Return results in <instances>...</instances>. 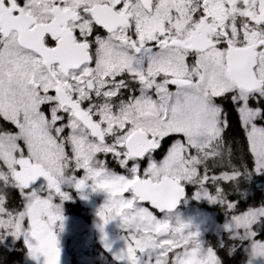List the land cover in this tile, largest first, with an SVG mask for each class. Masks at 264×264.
<instances>
[{
  "label": "snow or ice",
  "instance_id": "snow-or-ice-1",
  "mask_svg": "<svg viewBox=\"0 0 264 264\" xmlns=\"http://www.w3.org/2000/svg\"><path fill=\"white\" fill-rule=\"evenodd\" d=\"M226 96L264 170V0H0V187L25 193L20 210L0 196V234L60 264L53 200L70 198L62 184L90 181L108 194L101 230L119 219L129 234L118 260L152 251L154 264H220L171 213L189 184L234 210L225 185L237 167L209 174L231 155L217 103ZM39 178L45 196L31 189ZM232 221L264 257L254 229L264 208Z\"/></svg>",
  "mask_w": 264,
  "mask_h": 264
},
{
  "label": "rangeland",
  "instance_id": "rangeland-1",
  "mask_svg": "<svg viewBox=\"0 0 264 264\" xmlns=\"http://www.w3.org/2000/svg\"><path fill=\"white\" fill-rule=\"evenodd\" d=\"M218 104L222 106L221 119L224 122L222 143L225 144L224 133L228 129V124L225 123L224 119V116H226L224 111L226 110L223 108V103ZM238 116L240 119L239 112ZM240 123L242 129L244 130V136L247 140V133L241 119ZM160 159H163V157ZM254 170L256 175H260L264 178V170L256 171L255 166ZM76 172L79 173L78 179L83 178L85 175L84 170H78ZM120 174L123 173L120 172ZM187 186L193 187L194 185L189 184ZM85 187L88 188L84 190L82 189V192H79V190H76L71 184L64 183L61 185V188L70 196V198L62 200L59 197H56L53 200V203L59 207L62 215V220L57 221L55 225L58 247L60 249V264H107L106 261L108 259L111 260V263L113 264H127L126 258L122 260H118L116 258L126 252L127 243L129 242V234L121 226V221L119 219L114 220L104 226L103 230H101V222L96 217L99 208L105 203L108 194L101 191L94 192L90 181L86 182ZM45 188L46 180L44 178H39L31 186L32 191L36 192L37 195L40 196L46 195V192L43 191ZM13 189L17 190L21 194L22 209L25 193H22L19 189ZM197 193L198 191L193 193L192 198L188 202L184 203L180 210L175 213H171V217L173 218V221L179 219V221L189 224L192 231L198 232L199 242L202 247L201 238L204 234L211 232L215 235H220L223 229L220 225L215 223V217L212 214H209L204 210H199L195 207V204L210 205L212 203L202 195L198 196ZM259 194L260 196L262 194L264 199V182L259 190ZM75 206H79L82 210L77 217L72 215L67 210L68 208ZM221 206L222 205H219V208ZM259 210L260 209L253 208L251 211L258 212ZM160 218L163 219L164 215ZM256 226L258 225H255L254 228ZM227 230L233 234H238L240 242L245 243V249L248 255V264H264V257L254 255L253 247L250 243L251 237L247 234V231L237 229L233 224L232 218H230L227 222ZM3 235H5V237L7 236V240L8 242L10 241V244L20 238L25 243L23 236L15 237L11 234ZM138 255L140 256L139 264H154L157 254L152 251H146L145 253H138ZM22 263L43 264V257L34 258L28 249V253L22 258Z\"/></svg>",
  "mask_w": 264,
  "mask_h": 264
},
{
  "label": "trees",
  "instance_id": "trees-1",
  "mask_svg": "<svg viewBox=\"0 0 264 264\" xmlns=\"http://www.w3.org/2000/svg\"><path fill=\"white\" fill-rule=\"evenodd\" d=\"M218 103H223L226 111H224L225 123L228 124V129L224 133L225 149L230 151L231 155L225 154V164L218 166L209 162V174H219L221 171H228V161L231 165L237 167L239 175L236 179L225 185L227 197L229 200L236 202L233 212L225 209L224 205L219 201L212 202L210 205L195 204L199 210H204L212 214L215 218V223L220 225L223 229L220 235L213 233H206L201 238L202 248L204 250L211 249L218 257L220 264H248V255L245 249V243L240 242L238 234H233L227 230V222L235 211L244 212L245 209L252 210L253 208H264L263 195L259 194L258 189L262 186L264 178L255 174L254 164L248 152L247 140L238 116L236 107L231 106L229 99L221 98ZM253 104L255 102H252ZM168 147V146H167ZM167 147H164L161 154H156V159L164 156ZM117 171L119 168L114 164H110ZM203 171V169H202ZM209 192H214L215 188L210 183L207 185ZM187 202L192 198L193 193L200 191L196 186L188 187ZM0 196L5 200V206L12 210H20L22 206L21 194L9 187H0ZM219 205H222L219 208ZM72 215L76 217L80 214L81 208L79 206L67 209ZM254 229H258V241L264 240V221H261V226L258 225ZM238 235V236H237ZM4 240L7 236L0 234V264H23L22 258L27 254V248L21 240H18L12 249H8L4 245ZM8 247V246H7ZM107 264H112L111 260L106 261Z\"/></svg>",
  "mask_w": 264,
  "mask_h": 264
},
{
  "label": "flooded vegetation",
  "instance_id": "flooded-vegetation-1",
  "mask_svg": "<svg viewBox=\"0 0 264 264\" xmlns=\"http://www.w3.org/2000/svg\"><path fill=\"white\" fill-rule=\"evenodd\" d=\"M227 98L229 99V101H230V103H231V106H233L234 104L231 102L230 97L227 96ZM218 99H219V98H217V100H218ZM220 107L222 108V106H220ZM170 143H171V142L168 141V144H165L164 147L169 146ZM161 153H162V150H161V151H158L156 154H161ZM156 154H155V155H156ZM111 164H114L115 167L119 168L114 162H112ZM109 170H110L111 172L116 173V174H120V172L123 173V170H122V169L119 168V169L116 171L112 165H109ZM75 173H76V172H75ZM96 217H97V216H96Z\"/></svg>",
  "mask_w": 264,
  "mask_h": 264
},
{
  "label": "water",
  "instance_id": "water-1",
  "mask_svg": "<svg viewBox=\"0 0 264 264\" xmlns=\"http://www.w3.org/2000/svg\"><path fill=\"white\" fill-rule=\"evenodd\" d=\"M186 197H187V191H186V189H185V195L181 198V200H180L179 203L177 204L176 208L172 211V213H174L175 211L178 210V208L180 207V204L186 199ZM97 217H98V216H97ZM98 219H99V217H98Z\"/></svg>",
  "mask_w": 264,
  "mask_h": 264
},
{
  "label": "bare ground",
  "instance_id": "bare-ground-1",
  "mask_svg": "<svg viewBox=\"0 0 264 264\" xmlns=\"http://www.w3.org/2000/svg\"><path fill=\"white\" fill-rule=\"evenodd\" d=\"M260 189H261V187H259L258 192H259Z\"/></svg>",
  "mask_w": 264,
  "mask_h": 264
}]
</instances>
